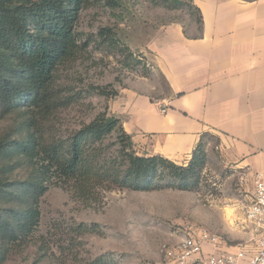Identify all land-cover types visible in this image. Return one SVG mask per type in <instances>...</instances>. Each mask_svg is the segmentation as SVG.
Returning a JSON list of instances; mask_svg holds the SVG:
<instances>
[{
  "label": "rangeland",
  "instance_id": "rangeland-1",
  "mask_svg": "<svg viewBox=\"0 0 264 264\" xmlns=\"http://www.w3.org/2000/svg\"><path fill=\"white\" fill-rule=\"evenodd\" d=\"M196 8L192 0H84L76 27L83 49L57 79L63 96L73 100L56 112L55 133L66 137L108 106L110 98L95 87L119 90L143 76L166 89L142 51L162 25L190 26L199 15ZM104 29L116 39L114 46ZM13 122L14 115L0 121V134ZM116 142V135L108 137L106 150L114 153ZM207 155L193 189L114 188L84 200L70 187L52 184L41 199L36 231L11 245L3 264H89L99 257L104 264H158L164 245H175L190 227L219 235L228 249L254 245L257 233L245 217L251 194L242 169L216 153ZM80 224L91 230L82 232Z\"/></svg>",
  "mask_w": 264,
  "mask_h": 264
},
{
  "label": "trees",
  "instance_id": "trees-1",
  "mask_svg": "<svg viewBox=\"0 0 264 264\" xmlns=\"http://www.w3.org/2000/svg\"><path fill=\"white\" fill-rule=\"evenodd\" d=\"M83 5L84 0H0V121L14 115L0 134V264L11 245L36 231L41 199L52 184L89 200L98 190L193 189L201 182L208 159L203 138L187 164L139 154L108 106L66 137L55 133L56 112L73 100L63 96L57 79L83 49L76 29ZM196 21L201 23L200 13ZM109 32L102 34L114 46ZM95 89L107 98L119 93L107 86ZM113 135L117 149L110 153L105 141ZM89 264L104 261L99 257Z\"/></svg>",
  "mask_w": 264,
  "mask_h": 264
},
{
  "label": "crops",
  "instance_id": "crops-1",
  "mask_svg": "<svg viewBox=\"0 0 264 264\" xmlns=\"http://www.w3.org/2000/svg\"><path fill=\"white\" fill-rule=\"evenodd\" d=\"M192 4L201 23L162 25L142 51L166 89L139 77L109 99L108 111L139 154L187 164L203 138L208 154L249 172L251 201L253 174H264V0Z\"/></svg>",
  "mask_w": 264,
  "mask_h": 264
},
{
  "label": "built area",
  "instance_id": "built-area-1",
  "mask_svg": "<svg viewBox=\"0 0 264 264\" xmlns=\"http://www.w3.org/2000/svg\"><path fill=\"white\" fill-rule=\"evenodd\" d=\"M168 110L161 106V112ZM249 172L242 171L241 178L246 179ZM254 191L246 208V220L256 230L257 239L253 246H237L234 249L224 247L219 235L206 228L190 227L186 235L175 245H164L163 256L158 264H264V174H253ZM206 245L213 247L205 255Z\"/></svg>",
  "mask_w": 264,
  "mask_h": 264
}]
</instances>
